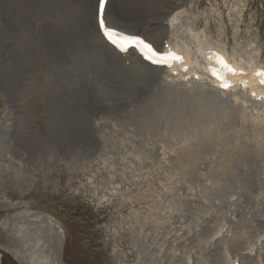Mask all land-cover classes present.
<instances>
[{
	"label": "rangeland",
	"instance_id": "374dc122",
	"mask_svg": "<svg viewBox=\"0 0 264 264\" xmlns=\"http://www.w3.org/2000/svg\"><path fill=\"white\" fill-rule=\"evenodd\" d=\"M175 1L179 6L169 17L170 20H165L164 23L169 27L170 33L173 35L177 33L178 41L187 44L191 51L195 49L197 52L196 54L194 51L195 57L199 55L197 51L199 42H206L214 46L216 44L218 48L226 51L228 56L235 54L240 59L243 56L242 60H245V63H248L249 59L250 61L253 59L258 64H264V0ZM131 2L126 7L128 10H132L135 3L136 5L139 4L136 0L135 3L132 2V5ZM6 4L5 2L4 5ZM122 4L123 0H112L111 2L113 19L119 21L120 27L136 30L144 33L145 36L151 34L154 37L155 31H147L131 24L123 25L120 22V20L126 22L119 14V10L123 8ZM168 6L166 0H161V3L155 7L156 9L153 8V13L150 11L151 8L146 7L144 14L150 13L159 19L160 13L167 10ZM92 12L94 15L95 0L92 5ZM144 14L139 12L137 15L135 13L133 15L141 18ZM14 24H18L16 17H14L13 27ZM3 25L4 29L0 32V251L4 254L3 264H20L13 255H10V252L19 236L15 229L13 230L14 226H20L25 235L31 233L28 228L30 223L25 221L26 211L54 215L57 222L65 223V227L76 233V237L60 253V260L63 264H136L139 260V252L134 245V236L137 233L134 224H142L143 228L138 232L147 237L149 249H153L157 242V248L161 254L170 251L175 254V260L172 264L181 263V259L178 257L182 246H187L189 253H195V249L192 248V240H190L191 234H186L185 226H183L186 216L171 214L167 208H159V203L163 202V199L166 200L168 196V194L163 195L167 193L165 187L175 188L179 179L176 169H168L165 160L174 161L180 153L181 146L173 140L168 147H165L164 151L160 147L152 148L150 145H146L147 155L138 156L131 149L133 144H129L130 150L126 156L127 162H125L128 167L121 164L120 153L116 150L121 136L117 131L116 124L137 106L127 104L125 99L127 96L116 92L106 97L103 96V105L99 108H96L94 104L93 106L87 105V109H91V107L92 109L82 116L83 120L77 116L76 119L80 120L81 126L85 130L91 131H88V136H83L88 138L86 142L73 138L74 141L64 143L62 142L63 138L58 140L61 137L56 135L57 133L55 134L57 141H55L51 132L41 124L45 108L43 103L39 102L40 111L36 110L34 104L36 103V95H32L34 98L31 93L30 96L28 95L29 101L22 105L23 107H25L24 105L27 106L26 109L22 107L25 109L24 112L17 113V109L14 108V100L9 95L12 89L21 94L18 85L23 81L26 84L30 82L32 85L35 84V89L32 92H37L39 84L36 80L35 82L28 77L25 71L21 70L22 73H16L9 70V61L5 49L6 44L9 43L7 36H9L10 30L6 22ZM188 35L193 39H190ZM174 36L169 38L174 39ZM192 44L194 48L191 46ZM81 58H83V54H81ZM17 60L18 58L15 57L14 62L19 63ZM58 63L60 60H55L49 65L50 73L53 70L57 72ZM83 63L82 68L84 70L81 73L83 77H86L85 64L83 66ZM33 65H30V69L36 70V68L33 69ZM96 65L100 67L99 63ZM192 67L200 69L198 60H193ZM76 71L74 75L72 72L71 76L65 77L63 82L73 85L77 82L76 85H79L78 82L85 84L86 80H90L93 86L104 84L101 79L95 82L88 76V79H78ZM99 72L100 75L105 74L102 70ZM9 74L12 77H18L11 84ZM202 78L200 81L189 79L186 82L173 79V82L183 83L182 85L187 87L191 85L208 86V79L204 75ZM71 79L74 81L72 82ZM78 89L80 90L81 87L78 86ZM110 89L115 91L111 87ZM79 92L81 94L79 99L82 102L80 105L82 106L85 101L82 100V91ZM92 94L93 96L96 95L93 91ZM15 101L17 102V100ZM251 101L247 100L244 103L245 109L249 113L251 112L254 118L262 120L264 113L261 108L263 106L256 105L257 103ZM248 112L245 111L246 115ZM76 115L79 114L76 113ZM249 117L251 118V116ZM73 119L74 116L71 112L66 120L73 123ZM82 121L84 122L82 123ZM262 121L261 125L264 124V120ZM63 122L65 120L63 121L61 118L57 125ZM257 122L255 121V123ZM255 123L251 120L240 119L239 126L236 127L237 136L246 135L248 139L250 137L249 142L240 136L241 140L245 141L248 146L254 145L261 138L264 140L263 131L260 132L259 137L257 133L255 137H252L254 126L257 129L260 128L259 130L262 129L259 125L260 121L258 124ZM56 127L55 125V129ZM257 154L259 156V153ZM155 155H159V160L154 162ZM258 156L254 155L253 152L251 157L254 168L257 170L258 179L263 183L261 184L260 181L250 183L249 190L255 196L254 201L241 198V220L236 214L229 217L233 226L242 223V220L245 219V235L251 240L253 239L254 246L252 251L247 248L239 251L244 260L251 262L255 254H264V233L261 232L264 228V217L259 215L261 207L264 205V164L259 159L261 155ZM249 162L251 163L250 160ZM135 164L137 167L134 166ZM254 168L252 164L249 165L250 176L256 179L257 175ZM10 172L12 173L10 174ZM244 172L246 174V171ZM13 173L18 174V176L15 177ZM199 179L200 181L201 179L204 180L201 176ZM199 179L197 180L199 181ZM241 179L238 183L244 184V175ZM235 183L233 182V186ZM233 199H235L233 200L234 210L236 197L233 196ZM186 210V215L192 216L197 212L198 207L190 205L186 206ZM228 225L223 227L216 240L231 239L227 231ZM33 230L35 229L33 228ZM43 237L47 239L45 234ZM231 241H233L234 248L239 249L241 247L240 242H237L234 237ZM10 243L11 246H9ZM45 247V250H49L48 256L51 255L52 257L48 245ZM46 252L48 253L47 250ZM188 264H191V261H188Z\"/></svg>",
	"mask_w": 264,
	"mask_h": 264
},
{
	"label": "bare ground",
	"instance_id": "6f19581e",
	"mask_svg": "<svg viewBox=\"0 0 264 264\" xmlns=\"http://www.w3.org/2000/svg\"><path fill=\"white\" fill-rule=\"evenodd\" d=\"M111 1L112 0L107 1L105 9V20L109 27L116 28L113 25V21L116 22L117 25H119V21L113 19L112 15L109 16L108 12L111 8ZM137 1L139 4L136 5L135 0H133L132 2L135 3V6L132 10H128L126 7L130 4L131 1L123 0V8L119 10V14L126 22H122L121 20L120 22L123 25L131 24L132 26L135 25L136 27L143 28L147 31H155V36L152 37L151 35L147 40L152 42L156 48L157 45L159 46L160 40L165 37H173L175 35L174 41L171 42L172 45L170 46L177 52L183 54L185 58V65L191 66V59L194 57L192 54L194 53L195 49L194 51H192L193 53H191V48L187 44L186 45L190 48V50L183 42L177 40V33H174L173 35L169 32V27H167V25H164V20L169 19L171 14H173V11L178 8V3L175 0H166L167 4H169L168 9L160 13V18L158 19L156 16H153L150 13L145 15L144 9L146 7L151 8L150 11L152 12L153 8H155L158 3H161V0H136V2ZM5 2L7 3L6 5H4ZM97 2L98 0H95V12L93 15L92 5L94 3V0H0V32L2 29H4L3 21L8 24L10 30L9 36H7V42L9 43L6 44L5 49L9 61V70L15 71L16 73H22V71H25L27 72L28 77L32 78L34 81L36 80L37 84H39V89L37 92H32V90L35 89V84L32 85L31 82L29 84H26L23 81L18 85V90L21 94H18L15 89H12L9 95L14 100V108L17 109V113L24 112V110L26 109L25 107L27 106L24 105L25 107H23L22 105L27 104V102L29 101L27 98L28 95L30 93L31 96L36 95V103H34L36 110L40 111L39 102H42L45 108V114L41 119V124L45 126L49 132H51L52 138H55V141H57L55 137V134L57 133L56 135L61 137L58 140H61L63 138L62 142L64 143L68 141L72 142V140L74 141V139H79L82 142H86L88 138L86 139L83 136H88V131H91L88 129H86V131L84 127L81 126L80 120H83L82 116L85 113L90 112L92 109V107L91 109H87V105L91 104L93 106L94 104L96 108H99L103 105V96L106 97L111 93L113 94L116 92L120 95H126V103L129 105L136 104L139 107L152 109L155 107V103H158V101H165L166 97L167 99L169 97L168 94L160 91L157 88L156 84L162 83L164 85H173V83L168 82L165 79L166 73L168 72L164 68L151 66L150 64L144 62L138 55H136L132 51L123 56L105 40V38L101 35L97 25ZM72 3L77 6V12L71 10V5L69 4ZM4 12L5 14H3ZM139 12L143 13L144 16L140 18L139 16L133 15L134 13L137 15V13ZM14 17H16L18 21L17 25L14 24L16 28H14L15 26L13 27ZM123 32L131 35H140V33L135 30H124ZM173 32H175V30ZM189 36L190 35H188V37ZM190 39L193 38L191 37ZM199 43L200 44L197 49L198 51H200L201 56L198 58L200 59V65L202 69H205V71L207 68V60L205 58L204 50L206 48H216L217 51L221 52L224 56H227L226 51L219 49L216 44L215 46H211L210 43ZM161 44H163V42ZM191 46H193V44ZM80 53L83 54V58H81ZM15 57L18 58L17 61L19 63H17L16 61L14 62ZM58 57H60V59H57ZM241 57L243 58V56ZM242 58H237L235 54L228 57L229 61L232 62L235 68L251 66L249 68L253 70L257 67L255 60L253 61L252 59L250 61L249 59L248 61L250 63H245V60H242ZM55 60H60V63H58L56 66L57 72L53 70V76V71L50 73L49 65L52 64V62ZM90 60H92V62H90ZM127 60L130 62L128 66H126ZM82 63L83 66L85 64L86 77H83L81 73V71L84 70L82 68ZM96 63H99L100 67H97ZM32 64H34L33 69L36 68V70L30 69V65ZM99 70H102V72L104 71L105 74L101 72L102 75H100ZM75 71L78 73V79H88V76L91 80H95V82H98V79H101L104 84H101L100 86H93L90 80H86L85 84H80V82H78L79 85H76L77 82H75L74 85L71 83H64L63 79L68 75L71 76L72 72H74V75ZM190 72H192V69L190 70ZM10 78L11 79L9 82L11 84L12 82H15L16 78L18 77H12L10 75ZM78 79L75 80L78 81ZM73 81L74 80H72V82ZM176 85L179 86V84ZM78 86L81 87L80 90L82 91V100L85 101L84 105L82 106L80 105L82 104V102L79 99L81 94L79 92L80 90L78 89ZM204 86H197V90H192V95H184L182 97L183 102L189 106L190 110L194 114V120L198 124H207V126H213L214 128L222 131L224 130V128L220 127H224V125H227L230 129L232 127V118L230 116V113L228 112L229 110H226V108H230L229 105L233 107V101L239 104H243L244 102H246L249 99L248 93L239 91L229 96V91H222L214 87ZM110 87L115 91H112ZM258 88L259 87L255 84V82L252 81L249 84L248 91H260L261 89ZM92 91L96 93L95 96H93ZM173 94L176 95L177 93L173 92ZM15 100H17V102ZM171 100L172 96L170 97V101ZM100 102L102 103L100 104ZM97 104L99 105L97 106ZM256 105H258V103ZM259 105L264 106V102L259 103ZM22 107L25 109H23ZM262 110L264 111V108ZM71 112L74 116L73 123L66 120L68 116L71 115ZM76 113L79 115H76ZM77 116H80V120L76 119ZM247 116H251V118L253 119L251 113L248 112ZM61 118L63 119V121L65 120V122L57 125ZM132 119L133 117L128 115V117L126 116V119L120 123H126L127 121H132ZM261 119L264 120V117H262ZM254 120L258 122L260 121L259 125L263 129L259 130L260 128L257 129L255 126L253 127L254 133H257L259 137L260 132H264V124L261 125L263 121L260 119L258 120L254 118L253 121ZM141 121L142 118L135 119V124L137 128H140V130H142ZM83 122L84 121H82V123ZM258 122L255 124H258ZM55 125L57 126V130L55 129ZM263 142H259L256 144V149H258V151L256 152L259 153V156H262V160H264ZM74 145L76 146V144ZM236 147L238 149L241 148L239 149L241 150V154L233 150V168L235 169V171H233V179H236L237 183H240V179L243 176V173L241 172V164L248 163L249 165H251L252 163H250L249 160L246 162L247 158L244 155L243 147ZM4 166L5 165H3V167ZM11 173L12 172H10V174ZM13 174L15 175V173ZM17 176L18 174L15 175V177ZM19 218L21 219V217ZM28 228L31 233L25 235V232L23 233L20 226H14L13 230L15 229L16 234L19 236L18 239L15 236L17 242H15V245L13 246L14 249H12V247V251L10 250L11 255H13V257L20 264H56L54 257H51V255L48 256L49 250L46 249L48 251L47 253L44 249V247L47 246V244H45L44 246L43 235L45 233L43 234V231L41 230H39L38 233L37 231L33 230V228ZM9 246H11V243L9 244ZM48 247L50 248L49 245ZM151 258L156 257L152 256ZM258 261L264 264L262 259ZM178 264H180V262Z\"/></svg>",
	"mask_w": 264,
	"mask_h": 264
},
{
	"label": "water",
	"instance_id": "95a60500",
	"mask_svg": "<svg viewBox=\"0 0 264 264\" xmlns=\"http://www.w3.org/2000/svg\"><path fill=\"white\" fill-rule=\"evenodd\" d=\"M145 129L154 131L156 137H159L162 143H167L165 135H173V137L184 145L182 153L178 159V164L181 171V182L187 184L190 182L191 176L195 175L198 167H201L208 173V170L214 171V175L210 178V189H190L189 194L194 195L203 204L207 205L205 211L211 209L214 200L211 201L212 193H221L228 187V174H233V143L226 144L215 151L209 163H206L205 152L201 149L199 144H214L220 142L224 137L219 132H211L205 127L197 126L193 119V115L189 108L182 103H168L158 105L153 110H144L140 113ZM131 133V130H128ZM134 133L139 135V130L134 128ZM233 137V135H229ZM228 141H232L229 139ZM230 184V183H229ZM230 187V186H229ZM208 193V194H207ZM211 202V203H210ZM204 212L201 214V217ZM34 218L25 216V221L30 223L29 227L34 228ZM27 223V224H28ZM35 229V228H34ZM36 230V229H35ZM45 236L46 235V231ZM53 244L55 241L51 237H47V244ZM52 255L57 264L56 253L51 250ZM202 259V260H201ZM199 264H212L205 257H201ZM224 264L222 254H219V263Z\"/></svg>",
	"mask_w": 264,
	"mask_h": 264
},
{
	"label": "snow or ice",
	"instance_id": "6c2138e0",
	"mask_svg": "<svg viewBox=\"0 0 264 264\" xmlns=\"http://www.w3.org/2000/svg\"><path fill=\"white\" fill-rule=\"evenodd\" d=\"M104 4H105V0H99V12H100V20H99V24L100 27L103 29L105 27L104 25V21H103V11H104ZM105 35L108 36V38L110 40H112V36L109 32L105 31ZM112 43H117L115 40H112Z\"/></svg>",
	"mask_w": 264,
	"mask_h": 264
},
{
	"label": "trees",
	"instance_id": "16d2710c",
	"mask_svg": "<svg viewBox=\"0 0 264 264\" xmlns=\"http://www.w3.org/2000/svg\"><path fill=\"white\" fill-rule=\"evenodd\" d=\"M4 257V256H3Z\"/></svg>",
	"mask_w": 264,
	"mask_h": 264
}]
</instances>
